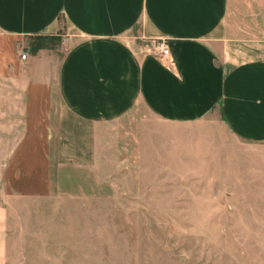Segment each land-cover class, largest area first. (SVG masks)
<instances>
[{
	"label": "crops",
	"instance_id": "crops-1",
	"mask_svg": "<svg viewBox=\"0 0 264 264\" xmlns=\"http://www.w3.org/2000/svg\"><path fill=\"white\" fill-rule=\"evenodd\" d=\"M61 18L69 47H31ZM161 39L168 57L145 52ZM139 106L167 123L215 108L264 142V0H0V264L18 259L12 205L45 199L52 166H93L105 127Z\"/></svg>",
	"mask_w": 264,
	"mask_h": 264
},
{
	"label": "rangeland",
	"instance_id": "rangeland-1",
	"mask_svg": "<svg viewBox=\"0 0 264 264\" xmlns=\"http://www.w3.org/2000/svg\"><path fill=\"white\" fill-rule=\"evenodd\" d=\"M69 33L61 18L28 41L61 50ZM99 145L93 166H52L45 199L12 205L16 264H264V142L233 136L215 108L167 123L139 106Z\"/></svg>",
	"mask_w": 264,
	"mask_h": 264
},
{
	"label": "built area",
	"instance_id": "built-area-1",
	"mask_svg": "<svg viewBox=\"0 0 264 264\" xmlns=\"http://www.w3.org/2000/svg\"><path fill=\"white\" fill-rule=\"evenodd\" d=\"M153 54L161 59L170 55V48L166 40L161 39L159 42H157V45L154 46ZM20 56L22 59H25L27 56V51L22 50Z\"/></svg>",
	"mask_w": 264,
	"mask_h": 264
}]
</instances>
